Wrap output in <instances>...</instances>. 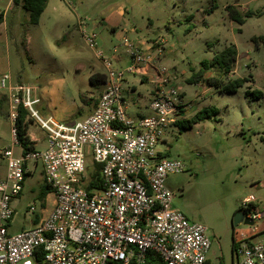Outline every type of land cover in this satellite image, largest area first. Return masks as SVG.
Returning <instances> with one entry per match:
<instances>
[{
  "label": "rangeland",
  "instance_id": "obj_1",
  "mask_svg": "<svg viewBox=\"0 0 264 264\" xmlns=\"http://www.w3.org/2000/svg\"><path fill=\"white\" fill-rule=\"evenodd\" d=\"M10 1L0 0V13L7 16L0 25V75L9 73L12 83L34 87L33 108L41 118L83 121L103 90L102 83L93 84L90 78L96 72L107 73L104 59L115 67L126 65L125 37L145 46L157 39L165 41L160 64L183 92L186 107L182 118L204 107L218 110L215 118L195 123L189 130L181 132L171 126L167 142L159 145L185 165L183 172L167 177L174 192L173 207L207 226L210 264H232L233 218L243 199L253 195L258 210L264 213V43L253 40L264 35V0H48L38 24L28 20L25 9L12 8ZM230 4L253 14L239 24L228 14ZM13 5L17 6L14 0ZM83 28L97 34L95 48L86 43ZM230 44L237 46L239 56L226 80L240 76L249 81L234 93L225 92L206 83V77L218 74L210 68L204 79L189 82L203 60L212 59ZM98 52L102 54L98 56ZM127 80L126 84L136 87L128 97L129 115L150 112L154 81L142 82L139 74L127 75ZM249 89L261 91V96L246 95ZM32 120L28 134L42 148L46 132L37 116ZM12 142L5 103L0 109V147ZM37 164L35 169L30 164L34 171L13 201L11 232L30 228L35 217L48 215L54 207L52 191L44 198L39 196L45 182L42 163ZM85 164L87 170L93 164L89 147ZM258 223L262 226L264 219ZM263 237L264 230L259 233Z\"/></svg>",
  "mask_w": 264,
  "mask_h": 264
},
{
  "label": "built area",
  "instance_id": "obj_2",
  "mask_svg": "<svg viewBox=\"0 0 264 264\" xmlns=\"http://www.w3.org/2000/svg\"><path fill=\"white\" fill-rule=\"evenodd\" d=\"M82 33L95 48L97 34L84 28ZM164 42L157 39L147 47L125 37L126 65L115 67L104 59L103 90L94 110L79 122L41 118L33 108L34 87L12 83L9 73L0 75L13 138L11 145L0 147V163L5 162L0 176V264H146L150 252L164 264H210L207 226L173 207L174 192L167 185L169 174L183 172L185 165L159 148L186 107L173 75L160 64ZM135 74L155 84L150 113L136 118L128 113L125 92L127 75ZM20 105L32 111L31 118L38 117L46 132L44 147L24 151L16 125ZM86 147L93 163L101 165V185L91 190L85 186L90 178ZM38 162L54 193V207L30 228L11 232L13 201ZM29 209L35 211L33 205ZM240 209L255 223L234 228L232 264H264V237L258 236L264 213L253 195L243 199Z\"/></svg>",
  "mask_w": 264,
  "mask_h": 264
},
{
  "label": "trees",
  "instance_id": "obj_3",
  "mask_svg": "<svg viewBox=\"0 0 264 264\" xmlns=\"http://www.w3.org/2000/svg\"><path fill=\"white\" fill-rule=\"evenodd\" d=\"M48 0H14V3L20 4L22 8L29 11L30 13V22L36 24L39 22L41 14L45 10L47 6ZM227 11L230 18L233 21H236L239 24H243L245 22L246 17L251 16L253 14L252 11L247 10L242 13L235 5H228ZM1 17V16H0ZM253 40L258 43L261 40L264 43V35L255 36ZM239 51L235 44H230L226 46L223 50L217 52L212 59L203 60L201 63L200 69L193 74V76L189 79L190 83H196L205 78L204 73L210 68H214L218 71L216 76H209L205 78L206 83L209 86H216L220 88L222 91L234 93L238 90V88L242 87L247 81H249L248 77H236L232 79L226 80V77L233 71L234 65L238 59ZM91 82L93 84L104 83L106 80V74L96 72L91 76ZM144 81V78H142ZM246 95H251L253 97H260L261 91L256 90H247ZM8 94L7 92L0 93V109L1 107L7 103L8 105ZM19 116L16 121V125L18 128V139L22 144L24 151L27 152L36 147L35 142L31 139L28 134L29 122H32V118L30 117L29 111L23 106L19 107ZM218 114L217 108L213 106L204 107L198 110L195 114L188 118L178 119L175 122V125L179 128V130L186 131L193 127L195 123L205 121L208 119H213ZM264 140V136L261 137ZM101 165L97 163H93L89 168V176L90 178L85 182V186L88 190H91L94 187H100L101 185V175H100ZM30 174L27 173L26 176ZM52 191L47 184H44L39 191V196L44 198L48 192ZM39 220V216H37L34 221L37 222ZM234 244V240H233ZM234 246V245H233ZM37 258L41 259V252H37ZM146 264H164L158 256H155L151 252L148 254V259Z\"/></svg>",
  "mask_w": 264,
  "mask_h": 264
},
{
  "label": "crops",
  "instance_id": "obj_4",
  "mask_svg": "<svg viewBox=\"0 0 264 264\" xmlns=\"http://www.w3.org/2000/svg\"><path fill=\"white\" fill-rule=\"evenodd\" d=\"M16 4V3H15ZM10 5H11V7L12 8H16V7H19V8H22V6L20 5V4H17V6H15L14 7V5H13V0H11L10 1ZM24 9V8H23ZM27 11V10H26ZM27 13H28V16H29V21H30V13H29V11H27ZM0 25L2 24V23H6V20H7V16L4 14V13H0ZM40 21V20H39ZM39 23V22H38ZM38 23H36V24H38ZM155 41V40H154ZM153 41V42H154ZM153 42H151V43H148V44H146L147 45V47H150L151 46V44L153 43ZM144 43V42H143ZM145 44V43H144ZM120 58H121V56H117V59L118 60H120ZM126 61H128L127 59H126ZM125 61V62H126ZM142 78H144V81H148L149 80V77H146V76H143V77H141V81H142ZM128 80H127V78H126V80H125V92H126V95H127V97H129V95H132V93L135 91V85L134 84H130V85H128V84H126V82H127ZM143 82V81H142ZM102 92V91H101ZM153 95V91H152V93H151V96ZM95 108V107H94ZM94 108L92 109V111L94 110ZM150 109V108H149ZM185 110V109H184ZM91 111V112H92ZM90 112V113H91ZM148 113H150V112H148ZM148 113H138V115H134V116H132V117H139V116H143V115H145V114H148ZM184 114H185V111H184ZM31 139L34 141V142H36L38 139L37 138H34V137H31ZM39 141V140H38ZM167 142V139L165 140V143ZM45 144H46V141H45ZM45 144H44V146H45ZM7 146V145H6ZM43 146V147H44ZM3 163V162H2ZM2 163H0V176H3L4 175V173H5V165H4V167L3 168H1L2 167ZM3 172V173H2ZM36 218V217H35ZM34 218V219H35ZM42 217H39V220L37 221V222H39L40 221V219H41ZM34 219L31 221V224L32 225H34L35 223H37V222H35L34 221ZM11 223H12V221H11ZM11 225V224H10ZM24 229V228H23ZM264 230V224L262 225V226H260V231H263ZM260 233V232H259ZM259 233H258V236H259Z\"/></svg>",
  "mask_w": 264,
  "mask_h": 264
},
{
  "label": "water",
  "instance_id": "obj_5",
  "mask_svg": "<svg viewBox=\"0 0 264 264\" xmlns=\"http://www.w3.org/2000/svg\"><path fill=\"white\" fill-rule=\"evenodd\" d=\"M255 223L254 220L247 218L244 216V211L238 209L233 218V225L237 227L239 225H253Z\"/></svg>",
  "mask_w": 264,
  "mask_h": 264
}]
</instances>
